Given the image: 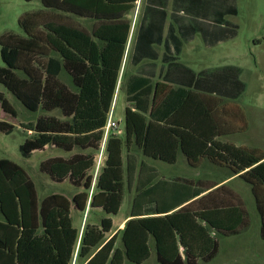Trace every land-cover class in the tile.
Returning <instances> with one entry per match:
<instances>
[{
  "label": "trees",
  "instance_id": "16d2710c",
  "mask_svg": "<svg viewBox=\"0 0 264 264\" xmlns=\"http://www.w3.org/2000/svg\"><path fill=\"white\" fill-rule=\"evenodd\" d=\"M24 1H39L42 9L21 15L23 36H0V85L28 112L59 116L19 124L24 136L19 153L30 159L48 147L62 151L68 156L42 162L40 172L53 183L69 182L78 192L71 199L58 193L40 198L22 167L0 159V264H72L75 255L79 264H143L151 257V241L158 264L209 263L220 238L248 226L243 205L217 191L186 204L206 189L184 181L156 182V170L138 163L132 149L167 164L181 153L192 165L205 158L236 173L251 168L244 179L253 187L264 240V163L258 164L264 154L220 143L217 103L191 89L134 80L128 86L133 109L126 108L123 135L109 137L106 160L94 182L95 155L112 111L130 29L124 17L137 0ZM72 17L96 20L92 35L75 26ZM227 29L235 36V27ZM0 111L18 117L2 92ZM148 112L149 118L144 116ZM16 129L0 119V133L11 135ZM133 183L130 219L107 237L113 230L110 217L119 213ZM88 202L92 215L102 218L99 224H86L80 234L71 214L73 208L85 213Z\"/></svg>",
  "mask_w": 264,
  "mask_h": 264
},
{
  "label": "crops",
  "instance_id": "0c3cea01",
  "mask_svg": "<svg viewBox=\"0 0 264 264\" xmlns=\"http://www.w3.org/2000/svg\"><path fill=\"white\" fill-rule=\"evenodd\" d=\"M124 18L129 22L130 29L112 103L111 117L115 103L121 95L125 96V111L127 107L132 108L128 103V86L137 78L147 80L151 87H155L156 83H162L171 89H191L205 97V100L209 101L210 99L217 103L215 119L216 128L221 133V136L217 138L220 143L230 144L237 149L260 151L264 154V150L255 145L258 139L264 141V109L248 108L239 103L247 89L244 81L247 75L242 66L238 64L239 50L236 51V54L232 51V46L236 44L242 32V24L249 32L250 38L261 35L264 40V36H262L264 35V0H137L134 9ZM71 21L90 35L97 23L96 20L83 17H72ZM228 27L236 28L235 36H230ZM198 39L201 40V46L194 47L193 44ZM263 45L264 41L254 43V47L257 51L259 50L258 53L261 57H264ZM178 46L179 50H177ZM187 47L190 48L186 50ZM254 57L256 65H259L257 55ZM62 78L65 77L62 76L61 81H63ZM66 80L69 82L68 79ZM145 100L146 98L140 103L142 106H145ZM152 102L153 92L148 96L149 111ZM144 116L149 118V112ZM123 121L125 126V114ZM118 125L123 135L124 126L121 127L119 123ZM134 151L140 154L141 151L131 150V154L137 158L138 163L143 162L156 170V182L184 181L195 186L198 185L200 189H206L205 192L186 204L217 191L220 196L239 201L248 217L250 214L246 209L247 205L244 199L251 198L257 212L253 187L244 179V174L251 168L236 173L232 172L228 166L215 165L205 158H197L198 163L192 165L181 153L177 155L174 164L153 160L142 154L143 159L139 160ZM126 156L127 153L124 152V161ZM148 160L156 165L149 163ZM260 163H264V159L258 164ZM179 166L184 168L183 171L178 170L183 172L184 176H170L169 173L176 172ZM161 169L167 175L163 174ZM93 191L92 188L90 197ZM260 194L264 195V188ZM131 203L132 200L129 203V210L120 220L116 222L114 219L119 213L110 217L113 230L107 237L123 230L125 223L130 219ZM91 211L89 202L83 214L76 212L75 208L72 210L73 225L79 229L80 234L86 224H99V220L102 218L101 216L97 220L92 219L94 213ZM74 215L79 216L80 220H74ZM82 224L83 229H81ZM249 231L250 222L239 234L220 238L230 240L223 255L225 259L231 258V260H227L225 264H237L236 261L239 259L242 263V258L247 264H260V262L264 264L261 222L256 234L257 243H254L257 249L248 248L239 253L240 251L234 248L235 242L239 238L245 239ZM220 239L217 255L222 250ZM249 243L253 245L251 241ZM117 246H120L118 242ZM150 246L151 257L143 264H147L152 258V241ZM75 257V264H79L77 255ZM200 263L204 262L200 261L198 264Z\"/></svg>",
  "mask_w": 264,
  "mask_h": 264
},
{
  "label": "rangeland",
  "instance_id": "374dc122",
  "mask_svg": "<svg viewBox=\"0 0 264 264\" xmlns=\"http://www.w3.org/2000/svg\"><path fill=\"white\" fill-rule=\"evenodd\" d=\"M42 6L39 1L33 2H25L24 0H0V36L7 33L12 32L18 36H23V32L19 27L18 21L22 14L26 12L38 11L41 10ZM264 36V35H262ZM256 40V41H255ZM260 41H264L259 37L250 38L249 32L245 29L242 24V32L240 37L238 38L236 44L232 46V51L236 54V51L239 50V65L242 66L244 72L247 77L244 79L247 89L245 94L240 98V104L249 107H256L264 109V57H261L258 53L257 49L254 47V43H258ZM194 47L201 46V40L198 39L193 44ZM190 47H187L188 50ZM264 51V45L262 47V52ZM254 55H257V59H259V65H256L254 60ZM4 64L1 60L0 56V67H3ZM62 80L67 84L70 83L65 79ZM0 92L4 93L5 98L11 104V106L17 112V119L14 120L2 113L0 111V119L6 120L11 124L16 126V130L11 135H4L0 133V159H8L15 164L22 167L30 178L35 182L38 190V195L40 198H43L49 194L58 193L63 194L69 199H71L77 192L73 186L67 181L64 183L56 184L53 183L46 174L40 172V164L50 158L55 157H66L65 153L59 151L55 148L48 147L43 152H36L30 159L23 158L19 153V146L22 144L24 136L22 134V130L19 124H26L28 122H34L35 119L39 116H59L57 112L53 113H45L39 112L37 114H32L28 112L10 93H8L3 86L0 85ZM124 114H125V96L121 95L115 103L113 108L112 117L113 120L120 124L121 127L124 126ZM120 129V128H119ZM121 130V129H120ZM248 138V137H247ZM264 141L257 140L255 145L260 146L264 150ZM254 144V143H253ZM138 156L139 160H142V156L139 152L134 151ZM99 154V151L97 152ZM149 163L155 164L154 162L148 160ZM179 168V169H178ZM176 172L169 173L170 176H184L183 172L178 170H184L182 167H178ZM102 168H100L98 175L100 174ZM162 170V169H161ZM162 173L167 175L165 171L162 170ZM135 185L133 183L129 189L126 188V196L122 203L121 210L117 217H115V221L120 220L129 210V203L133 199L135 192ZM246 201V209L249 212L248 223L250 222V231L247 236L244 238H239L235 242V249L237 251H245L248 248L257 249V246L254 245L256 242V234L258 233V226L260 223L259 216L256 210L253 207L252 199L245 198ZM100 216L93 215L92 219H98ZM74 220H80V217L74 215ZM81 229H83V224L81 225ZM80 229V230H81ZM228 239H220L221 244V252L217 255V257L209 262V264H225L227 260H231V258L225 259L223 252L229 245ZM252 242L253 245L249 243ZM118 245H120V240H118ZM75 264V261H73ZM237 264H247L243 258L242 263L240 259L236 261ZM77 263V262H76ZM73 264V263H72ZM130 264V263H126ZM147 264H157L156 256L154 250H152V258L147 262ZM200 264H208V263H200ZM261 264V262H260Z\"/></svg>",
  "mask_w": 264,
  "mask_h": 264
},
{
  "label": "built area",
  "instance_id": "2783aa9c",
  "mask_svg": "<svg viewBox=\"0 0 264 264\" xmlns=\"http://www.w3.org/2000/svg\"><path fill=\"white\" fill-rule=\"evenodd\" d=\"M112 135L119 137L122 135V130L119 129L118 123L115 122L110 115L106 123V126L103 129V139H102L101 147L99 150V154H97L95 157L94 182L96 181V178L98 177L100 168L104 166V163L106 160V144H107L109 137ZM75 259L76 257L74 258V261Z\"/></svg>",
  "mask_w": 264,
  "mask_h": 264
}]
</instances>
